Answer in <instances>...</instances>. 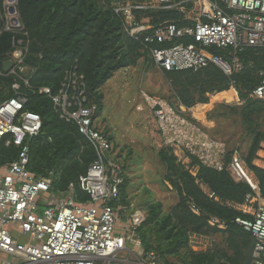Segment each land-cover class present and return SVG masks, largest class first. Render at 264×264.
<instances>
[{
  "label": "built area",
  "instance_id": "built-area-1",
  "mask_svg": "<svg viewBox=\"0 0 264 264\" xmlns=\"http://www.w3.org/2000/svg\"><path fill=\"white\" fill-rule=\"evenodd\" d=\"M147 10H176L191 24L166 23L153 29L149 19L137 17V12ZM4 12L3 31L14 34L5 62L13 63L7 73L16 80L14 95L0 102V142L18 149V156L0 168V264H161L156 251L147 252L141 242H133L148 216L139 208L122 206L125 172L114 148L115 136L101 127L100 108L90 99L86 78L77 66L66 72L56 92L48 87L31 91L47 96L60 120L78 128L94 149L96 160L78 184L71 183L60 192L54 189V172L39 178L29 171L31 143L43 136V119L27 109L29 98L22 91L30 87V76L23 74L35 70L26 64L29 43L18 0H5ZM117 12L124 17L125 33L142 40L163 72H198L215 65L235 85L233 77L244 70L238 54L247 49L264 51V0H152L128 3ZM212 49L230 51L229 59L215 55ZM250 96L264 101V79ZM142 98L179 162L186 166L196 159L199 166L228 171L250 187L245 202L234 205L248 218H238L236 223L255 241L252 264H264V190L242 154L235 151L228 163L225 143L212 139L169 102L144 92ZM199 166L187 168L196 177ZM77 186L86 200L77 194ZM192 211L200 215L195 206ZM209 224L225 229L217 219ZM125 252L137 256L138 262L117 259Z\"/></svg>",
  "mask_w": 264,
  "mask_h": 264
},
{
  "label": "trees",
  "instance_id": "trees-1",
  "mask_svg": "<svg viewBox=\"0 0 264 264\" xmlns=\"http://www.w3.org/2000/svg\"><path fill=\"white\" fill-rule=\"evenodd\" d=\"M4 1L0 0V85L8 89L9 93L5 95L0 92V102L14 95L12 86L16 80L13 75L4 71L6 56L12 51L14 37L13 33L3 31ZM118 2L119 0H18V11L29 43L26 64L35 70L33 74L29 73L30 87H23L22 91L29 98L27 109L40 114L43 119V136L31 143L29 171L39 178H45L54 172L56 192L65 191L71 183L78 184L96 160V153L88 140L79 134L75 125L60 120L47 96L38 92L34 94L31 90L48 87L56 92L66 72L77 66L86 78L90 99L98 104L100 114L102 113V89L117 72L132 62L135 47H144L141 39L136 40L125 33L124 17L117 12ZM137 17L139 20L149 19L153 29L166 23L180 26L191 24L185 23L184 15L176 10L140 11L137 12ZM211 51L226 60L230 57V51ZM145 52L149 55L148 51ZM238 56L244 70L233 77L235 85L215 65L198 72L188 70L164 74L173 88L176 100L184 107L210 103L212 97L209 94H213L222 103L228 97L238 95L239 101L245 103L240 114L248 129L249 142L243 159L264 190V169L255 165L264 136L253 128L264 101L249 98L264 79L261 76L264 72V51L247 49ZM236 107L230 106V109L234 112ZM17 156L18 149L7 148L0 142V168L13 162ZM158 157L166 168L164 180L178 194L179 201L168 216H162L161 204L150 206L147 221L141 229L161 222L169 243L165 251L160 248L155 250L144 234L140 238L146 251L177 256L190 248L191 236L223 234L227 239L229 255L221 256L210 250L197 253L194 260L187 264H218L219 259L222 261L219 264H252L255 241L249 232L236 223V219H246L248 216L234 208V205L245 202L246 196L251 192L250 187L237 182L228 171L199 166L198 160L193 159L190 169L199 166L195 177L187 166L178 162L170 148L161 150ZM127 186L125 179L121 188L122 206L129 208L124 194ZM76 191L83 200L87 199L78 186ZM211 194L215 197L211 198ZM193 206L200 210V215L192 211ZM211 219L219 220L225 229L211 226ZM164 260L165 264H173L165 258Z\"/></svg>",
  "mask_w": 264,
  "mask_h": 264
},
{
  "label": "rangeland",
  "instance_id": "rangeland-1",
  "mask_svg": "<svg viewBox=\"0 0 264 264\" xmlns=\"http://www.w3.org/2000/svg\"><path fill=\"white\" fill-rule=\"evenodd\" d=\"M151 1L119 0L116 6H125L128 3L146 4ZM126 44L128 48V40ZM134 52L132 62L117 72L102 89L104 99L100 125L110 130L115 136L114 148L128 183L124 194L129 208L131 210L139 208L149 215L150 206L158 203L162 205V216H168L178 204L179 199L178 194L164 180L166 168L158 154L161 150L169 147L159 131L153 112L142 98V92L156 100L169 102L182 116L200 126L212 139L225 143L228 148L227 159L235 151L240 152L242 156L246 155L248 151V129L242 122L240 114L245 103L239 101L238 95L228 97L225 103H222L217 100V97H213V94H209L212 97L210 103H196L192 107H184L176 100L166 75L146 54L145 48L136 46ZM29 73L26 71L23 75L28 77ZM0 86V92H4L5 95L9 93L3 85ZM249 98L253 99L251 96ZM230 106H237L236 110L233 112ZM253 128H256L264 136V106L257 116ZM261 152H264V142L258 155ZM179 156L181 155L179 154ZM182 164L186 163L182 162ZM256 164L257 161H255ZM127 217L128 214L123 216L122 220ZM118 234L122 235L123 232L119 231ZM144 234L148 243L155 250L160 248L165 251L167 249L169 241L166 240L161 222L137 230L133 242H141L143 245L140 236ZM209 237L212 240L211 249L214 254L221 256L230 254L226 236L213 234ZM158 254L161 264H165L164 258L173 264H187L193 261L197 255L191 247L177 256H165L159 252ZM118 258H129L132 262H138L137 256L130 257L127 252L117 256ZM219 260H217L218 264L222 262Z\"/></svg>",
  "mask_w": 264,
  "mask_h": 264
},
{
  "label": "crops",
  "instance_id": "crops-1",
  "mask_svg": "<svg viewBox=\"0 0 264 264\" xmlns=\"http://www.w3.org/2000/svg\"><path fill=\"white\" fill-rule=\"evenodd\" d=\"M259 160H257L256 166L264 169V152H261ZM212 240L209 236H191L190 237V247L196 253H206L211 249ZM182 264V263H180Z\"/></svg>",
  "mask_w": 264,
  "mask_h": 264
},
{
  "label": "water",
  "instance_id": "water-1",
  "mask_svg": "<svg viewBox=\"0 0 264 264\" xmlns=\"http://www.w3.org/2000/svg\"><path fill=\"white\" fill-rule=\"evenodd\" d=\"M13 63L12 62H5L4 63V71L7 73L12 68Z\"/></svg>",
  "mask_w": 264,
  "mask_h": 264
}]
</instances>
